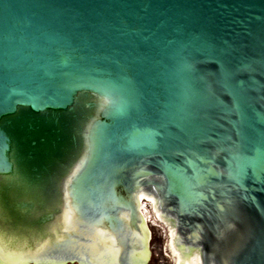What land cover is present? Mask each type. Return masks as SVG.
Wrapping results in <instances>:
<instances>
[{"label": "water", "instance_id": "1", "mask_svg": "<svg viewBox=\"0 0 264 264\" xmlns=\"http://www.w3.org/2000/svg\"><path fill=\"white\" fill-rule=\"evenodd\" d=\"M264 264V0H0V264Z\"/></svg>", "mask_w": 264, "mask_h": 264}, {"label": "rangeland", "instance_id": "2", "mask_svg": "<svg viewBox=\"0 0 264 264\" xmlns=\"http://www.w3.org/2000/svg\"><path fill=\"white\" fill-rule=\"evenodd\" d=\"M150 251L149 257L144 264H164L156 244H149L147 247ZM77 264V263H75Z\"/></svg>", "mask_w": 264, "mask_h": 264}]
</instances>
